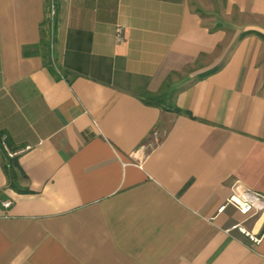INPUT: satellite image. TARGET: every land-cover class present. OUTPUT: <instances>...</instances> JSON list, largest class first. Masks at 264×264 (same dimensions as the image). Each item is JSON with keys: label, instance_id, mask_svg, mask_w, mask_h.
Listing matches in <instances>:
<instances>
[{"label": "crops", "instance_id": "1", "mask_svg": "<svg viewBox=\"0 0 264 264\" xmlns=\"http://www.w3.org/2000/svg\"><path fill=\"white\" fill-rule=\"evenodd\" d=\"M54 1L53 61L0 0V264H264V0Z\"/></svg>", "mask_w": 264, "mask_h": 264}, {"label": "built area", "instance_id": "2", "mask_svg": "<svg viewBox=\"0 0 264 264\" xmlns=\"http://www.w3.org/2000/svg\"><path fill=\"white\" fill-rule=\"evenodd\" d=\"M55 16H56V5L54 0H48L47 14L43 29L45 30V37L48 40V47L51 53V58L54 61V48H55ZM116 39L122 41L125 39V30L124 26L118 24L116 27ZM5 137H3L4 139ZM153 147L149 143L143 144L141 147L143 150H146L149 147ZM11 156L15 155L16 152H9ZM2 203L4 206L9 207L12 204L11 199H3ZM227 206H233L239 212L244 215H249L256 213L260 210H264V194L258 191L250 190L240 182H235L232 185V192L230 196L222 203L218 211L222 212L227 208ZM233 228H238L242 233L248 235L251 240L254 242H259L260 237L251 233L247 228L242 224V222L236 223ZM230 230V229H229Z\"/></svg>", "mask_w": 264, "mask_h": 264}, {"label": "trees", "instance_id": "3", "mask_svg": "<svg viewBox=\"0 0 264 264\" xmlns=\"http://www.w3.org/2000/svg\"><path fill=\"white\" fill-rule=\"evenodd\" d=\"M43 32H44V36H45V30L43 29ZM48 45V40L45 39V46ZM170 90L167 88H165V90H163V92L161 93H157V94H149L147 96V98L149 99V102L150 103H153V104H157V105H160V106H164V107H167V108H170V109H173L177 112H180L181 110L177 107H174L173 106V103H168L167 100L168 98L170 97ZM3 141V135L2 133L0 132V143H2ZM14 156V155H13ZM11 156V157H13Z\"/></svg>", "mask_w": 264, "mask_h": 264}]
</instances>
